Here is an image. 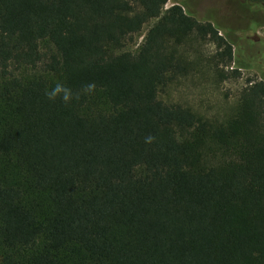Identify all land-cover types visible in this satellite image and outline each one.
I'll return each instance as SVG.
<instances>
[{"label": "trees", "instance_id": "1", "mask_svg": "<svg viewBox=\"0 0 264 264\" xmlns=\"http://www.w3.org/2000/svg\"><path fill=\"white\" fill-rule=\"evenodd\" d=\"M166 3L0 0V264H264V79L222 119L162 101L238 46Z\"/></svg>", "mask_w": 264, "mask_h": 264}, {"label": "rangeland", "instance_id": "2", "mask_svg": "<svg viewBox=\"0 0 264 264\" xmlns=\"http://www.w3.org/2000/svg\"><path fill=\"white\" fill-rule=\"evenodd\" d=\"M175 4H181L184 11L199 22H204L206 15L212 10L210 1L167 0L163 11ZM154 22L155 20H152L146 24L141 32L127 43L123 51L136 53L146 32ZM218 25L224 26L222 22ZM223 35V30L218 31V36L223 37ZM227 39L237 41L238 46L233 49V62L219 67L217 71H214L211 66L209 68L212 69H205L204 66L209 65L206 61L204 66L195 67V54L191 50L188 51L187 55L189 60L194 62V66H189L185 74L179 75L160 95V99L168 104L190 108L208 118L222 119L235 105L248 81L258 82L264 79V29L259 33L237 31ZM46 46L45 42L41 43L43 50ZM198 46L199 55L203 56L204 60L210 59L216 50V46L210 42ZM39 72V69L11 70L13 76L26 79Z\"/></svg>", "mask_w": 264, "mask_h": 264}, {"label": "flooded vegetation", "instance_id": "3", "mask_svg": "<svg viewBox=\"0 0 264 264\" xmlns=\"http://www.w3.org/2000/svg\"><path fill=\"white\" fill-rule=\"evenodd\" d=\"M210 1L212 10L206 15L204 22L218 25L219 32L224 31V38L235 32L253 31L259 33L264 29V0H203Z\"/></svg>", "mask_w": 264, "mask_h": 264}, {"label": "clouds", "instance_id": "4", "mask_svg": "<svg viewBox=\"0 0 264 264\" xmlns=\"http://www.w3.org/2000/svg\"><path fill=\"white\" fill-rule=\"evenodd\" d=\"M58 90H59V86L57 87V91H58ZM52 95H55V93H53ZM64 99H65V100L68 99L67 95H65Z\"/></svg>", "mask_w": 264, "mask_h": 264}]
</instances>
